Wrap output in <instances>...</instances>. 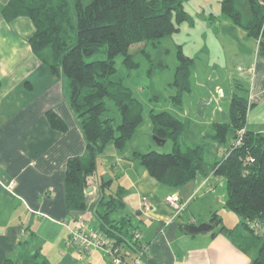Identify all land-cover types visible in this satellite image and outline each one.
<instances>
[{
	"label": "trees",
	"instance_id": "16d2710c",
	"mask_svg": "<svg viewBox=\"0 0 264 264\" xmlns=\"http://www.w3.org/2000/svg\"><path fill=\"white\" fill-rule=\"evenodd\" d=\"M242 1V0H241ZM220 0L222 14L256 41L258 56L264 60V0ZM6 13L24 15L31 19L34 32L29 39L33 53L48 64L54 76H62L64 91L85 139L82 155L68 159L64 175L65 202L68 210L85 209V190L88 177L95 173L99 156L108 144L121 149L134 135L142 121V103L120 80L110 79L115 71L114 58L123 54L128 68H135L132 45L162 37L177 31L181 22L190 21L183 0H9ZM105 46L106 58L86 61L85 56ZM180 64L175 71L177 93L170 96L173 109L148 111L152 134L171 140L170 152L154 149L134 152L150 176L160 183L179 188L196 176L218 175L226 184L225 206L236 213L238 222L228 229L214 211L211 223L220 224L219 232L228 236L234 245L249 254L251 264H264V131L246 128L247 115L252 107L248 89L238 80L233 82L229 104V121L211 124L212 133L204 137L220 145L231 135V142L221 158L208 162L205 142L182 148L181 139L190 132V118L177 113L183 109V94L191 91L188 78L192 58L178 54ZM159 97V94L152 96ZM106 99L113 101L120 115L104 116ZM159 100V98H157ZM53 127L64 129L65 122L49 109L46 112ZM241 136L239 142L237 138ZM112 179H101L100 193L92 213L98 228L107 234L115 247L132 251L140 248L133 239L136 229L128 216H115L125 207L122 187L111 190ZM258 224V226L253 225ZM244 247L235 242L231 233L238 227ZM25 248V247H24ZM3 264H50L39 251H21L16 258L8 257Z\"/></svg>",
	"mask_w": 264,
	"mask_h": 264
},
{
	"label": "crops",
	"instance_id": "0c3cea01",
	"mask_svg": "<svg viewBox=\"0 0 264 264\" xmlns=\"http://www.w3.org/2000/svg\"><path fill=\"white\" fill-rule=\"evenodd\" d=\"M8 2L0 0V264L26 249L41 252L50 264H83L70 248H64L67 226L75 223L78 212L66 207L64 175L68 159L84 152L85 139L67 101L65 79L54 76L48 64L33 53L29 39L34 25L27 16L8 15ZM257 57L253 71L250 68L252 107L246 128L264 131V60ZM194 93L191 89L189 96H193L188 98L190 128L205 125L209 131L204 134L208 135L213 122L229 121L230 101L225 104V92L215 102L209 98L212 93ZM49 109L65 122L64 129L52 126L46 114ZM148 130L152 133L150 124ZM107 146L98 158L95 173L88 177L85 209L81 212L89 218L101 179H112L111 190L122 187L125 207L121 210L139 211L137 215L147 219H140V244L148 245L141 264H251L249 256L254 249L247 254L237 248L233 240L219 232L220 224L212 223L209 230L195 234L183 227L211 223V218L198 220L194 213L200 202L212 214L214 204L206 206L205 201L216 191L215 175H198L182 187H170L150 176L134 156L136 151L155 150L148 135L136 138L129 149ZM112 168L119 169L121 182L111 176ZM10 181L15 184L8 189ZM169 196L176 200H169ZM261 231L264 233V228ZM93 251L91 260L85 258L88 262L111 264L104 251ZM51 253L59 262H52Z\"/></svg>",
	"mask_w": 264,
	"mask_h": 264
},
{
	"label": "rangeland",
	"instance_id": "374dc122",
	"mask_svg": "<svg viewBox=\"0 0 264 264\" xmlns=\"http://www.w3.org/2000/svg\"><path fill=\"white\" fill-rule=\"evenodd\" d=\"M85 1L87 2L88 0ZM241 2L243 3V0ZM183 4L190 17V21L178 24L179 28L177 31L162 37L159 42L150 40L131 46L132 58L137 62L135 68L130 69L126 66L123 62V54H118L114 58L115 71L110 75V79L120 80L125 86H128L133 96L142 103L143 107L142 121L134 135L124 145V149H129L136 138L144 139L148 135L152 142L155 143L156 151L170 152L172 150L171 140L168 139L163 145H158L152 139L153 134L148 130V124L152 128L148 111L151 108L155 111L173 109L170 104V96L176 94L178 90V86L174 84V78L177 65L181 61L178 56L180 50L184 55L192 58L188 81L191 89L195 92L194 94L198 95V92H203L210 95L212 93L209 98L214 101V99L216 100V98L219 99V97L223 96L225 92L227 95L225 104L227 105L230 101L229 94H232L234 80L240 81L244 89H248V91L252 90L253 80L250 79V72L253 71L252 66H254L253 64L258 59L256 41L252 37L246 36L244 31L238 27L236 32L232 33L229 27L232 25L231 22L221 12L220 0H183ZM103 58H106L105 46H100L97 52L84 57L86 61ZM219 89L224 92L222 91L220 94ZM189 93L185 92L183 94V109L177 110L178 114L188 118H190L187 113L189 109L188 98L192 95L189 96ZM155 94H159L160 96L152 98ZM249 94L251 96L250 92ZM201 98L203 97L201 96ZM249 100L252 101L251 97ZM202 103L204 104L205 102ZM106 106L107 111L104 116L113 117L115 124H117L120 121L117 107L109 99H106ZM207 131L209 129L205 125L191 126L188 135L183 140L181 139V146L184 148L185 146L205 142V157L208 162H213L221 158L232 138L229 135L224 143L218 145L214 140L212 141L203 137ZM218 146H221V148L217 150ZM105 164L101 162V166H105ZM110 172L115 182L118 180L122 181V175L118 168H112ZM213 185V189L216 186L217 188L213 195L207 196L209 198L205 201L206 206L211 203L212 205L214 204V209L211 212L213 213L215 210L218 216L221 217L222 223L228 229H232L234 224L238 222L239 217L225 206L227 195L225 181L222 177L216 175ZM196 210L198 212L196 211L194 214L198 220L212 217L211 213H207L205 204L203 205L199 202ZM124 215L129 217L131 223L138 231L141 230L143 223H140V219L147 222L146 218L137 215L134 210H128V208L120 210L115 214L117 218ZM89 217L91 218V223L97 226L98 222L92 212L89 213ZM67 231L65 238L69 236V226H67ZM240 231L241 233H247L243 227L239 226L238 231L235 230L230 235L235 242L246 247L247 243L242 241L243 239L239 235ZM65 247L70 248L71 253L80 259L81 262L85 258L91 260V255L83 256L73 246H67L64 242ZM96 252L93 253V257L97 262L99 256ZM105 257L108 262L112 261L111 256L106 255ZM50 258H52V262H59V258H57L55 253L50 255Z\"/></svg>",
	"mask_w": 264,
	"mask_h": 264
},
{
	"label": "built area",
	"instance_id": "2783aa9c",
	"mask_svg": "<svg viewBox=\"0 0 264 264\" xmlns=\"http://www.w3.org/2000/svg\"><path fill=\"white\" fill-rule=\"evenodd\" d=\"M219 93L222 90L219 89ZM240 135L237 138V142L241 139ZM14 181H10L6 188L11 189L14 186ZM169 200H176V197L169 196ZM185 205V203L183 204ZM182 208V206H180ZM75 223L69 226V236L66 240L67 246H73L81 255L89 256L94 249H100L106 254L112 257L111 264H141L142 259L147 251L148 245L140 244V248L136 251H132L126 247H115L113 240L104 232H102L98 226L91 223V218L85 215V213L78 211L74 216ZM258 226V224L253 223ZM133 239L140 243L141 233L137 229H132ZM83 264H91L86 259Z\"/></svg>",
	"mask_w": 264,
	"mask_h": 264
},
{
	"label": "water",
	"instance_id": "95a60500",
	"mask_svg": "<svg viewBox=\"0 0 264 264\" xmlns=\"http://www.w3.org/2000/svg\"><path fill=\"white\" fill-rule=\"evenodd\" d=\"M152 139L158 144V145H163L166 141V139L163 138H159L156 135H152ZM139 213V211H137V214ZM184 229L191 233V234H195V233H199V232H204L209 230L210 228H212V223L210 222H203L200 223L198 225H194V224H185Z\"/></svg>",
	"mask_w": 264,
	"mask_h": 264
}]
</instances>
